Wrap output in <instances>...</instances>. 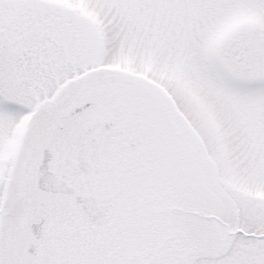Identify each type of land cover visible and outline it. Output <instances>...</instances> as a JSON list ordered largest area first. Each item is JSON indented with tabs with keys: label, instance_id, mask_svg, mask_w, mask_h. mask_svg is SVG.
<instances>
[{
	"label": "snow or ice",
	"instance_id": "6c2138e0",
	"mask_svg": "<svg viewBox=\"0 0 264 264\" xmlns=\"http://www.w3.org/2000/svg\"><path fill=\"white\" fill-rule=\"evenodd\" d=\"M0 264H264V0H0Z\"/></svg>",
	"mask_w": 264,
	"mask_h": 264
}]
</instances>
